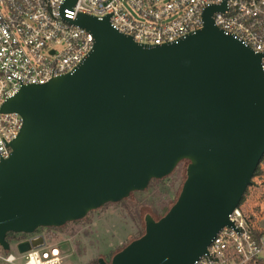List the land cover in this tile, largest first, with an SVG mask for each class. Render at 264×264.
Returning a JSON list of instances; mask_svg holds the SVG:
<instances>
[{
	"label": "water",
	"instance_id": "1",
	"mask_svg": "<svg viewBox=\"0 0 264 264\" xmlns=\"http://www.w3.org/2000/svg\"><path fill=\"white\" fill-rule=\"evenodd\" d=\"M77 0H68L74 5ZM177 43L139 44L108 19L79 15L94 37L73 73L24 86L1 107L23 119L0 163V246L84 220L146 191L187 162L179 198L144 235L98 264H195L233 226L264 157L262 55L215 26ZM38 237L20 255L44 247Z\"/></svg>",
	"mask_w": 264,
	"mask_h": 264
},
{
	"label": "built area",
	"instance_id": "2",
	"mask_svg": "<svg viewBox=\"0 0 264 264\" xmlns=\"http://www.w3.org/2000/svg\"><path fill=\"white\" fill-rule=\"evenodd\" d=\"M209 7H224L213 17L215 26L256 54L264 72V0H0V110L24 86L43 85L73 73L94 47V37L73 22L79 15L105 19L113 29L149 46L177 43L203 29ZM23 119L0 112V163L12 153ZM264 203V164L252 179L238 208L195 264H260L264 251L261 212ZM0 246L5 264H75L57 246L20 255L17 246L41 234ZM20 237V236H19ZM15 247V250L13 248ZM67 260V261H66Z\"/></svg>",
	"mask_w": 264,
	"mask_h": 264
},
{
	"label": "rangeland",
	"instance_id": "3",
	"mask_svg": "<svg viewBox=\"0 0 264 264\" xmlns=\"http://www.w3.org/2000/svg\"><path fill=\"white\" fill-rule=\"evenodd\" d=\"M187 165L181 163L170 177L153 182L145 192L106 205L61 231H42L46 245L57 246L75 264H94L99 259L111 262L117 253L144 235L147 215L160 220L174 206L186 180Z\"/></svg>",
	"mask_w": 264,
	"mask_h": 264
},
{
	"label": "trees",
	"instance_id": "4",
	"mask_svg": "<svg viewBox=\"0 0 264 264\" xmlns=\"http://www.w3.org/2000/svg\"><path fill=\"white\" fill-rule=\"evenodd\" d=\"M187 163V162H186ZM262 164H264V157H263V159H262V161H261V163H260V165H259V167H258V169H257V171H256V173H255V175L258 173V171H259V169H260V166L262 165ZM163 180H165V179H163ZM159 181H162V180H159ZM153 182H157V181H152L151 182V184L153 183ZM150 184V185H151ZM145 192V191H144ZM138 193H142V192H138ZM134 194H136V193H134ZM109 205V204H108ZM87 218V217H86ZM85 218V219H86ZM62 230V228H59V229H47V231H56V232H58V231H61ZM8 239H10V235L8 236ZM11 240H13V238H11ZM11 240H9V241H11ZM94 264H98V262H94ZM260 264H264V262H263V260L260 262Z\"/></svg>",
	"mask_w": 264,
	"mask_h": 264
},
{
	"label": "flooded vegetation",
	"instance_id": "5",
	"mask_svg": "<svg viewBox=\"0 0 264 264\" xmlns=\"http://www.w3.org/2000/svg\"><path fill=\"white\" fill-rule=\"evenodd\" d=\"M42 231H47V229H40V230L37 231V234H41L42 235ZM9 235H10V239H8V237H7L8 241L11 240V238H13V240H11V241H14L15 239H18V238H22V239L28 238L27 235H16V234H9Z\"/></svg>",
	"mask_w": 264,
	"mask_h": 264
},
{
	"label": "crops",
	"instance_id": "6",
	"mask_svg": "<svg viewBox=\"0 0 264 264\" xmlns=\"http://www.w3.org/2000/svg\"><path fill=\"white\" fill-rule=\"evenodd\" d=\"M264 205V203H263ZM263 205H262V209L261 212L263 214V221L259 223V226L264 227V209H263ZM263 262H264V251H263Z\"/></svg>",
	"mask_w": 264,
	"mask_h": 264
}]
</instances>
